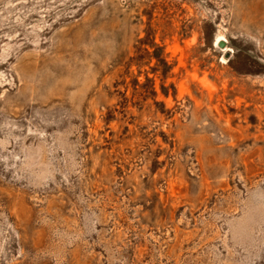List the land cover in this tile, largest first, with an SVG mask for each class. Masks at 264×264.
Instances as JSON below:
<instances>
[{"label":"rangeland","instance_id":"374dc122","mask_svg":"<svg viewBox=\"0 0 264 264\" xmlns=\"http://www.w3.org/2000/svg\"><path fill=\"white\" fill-rule=\"evenodd\" d=\"M0 264H264V0H0Z\"/></svg>","mask_w":264,"mask_h":264},{"label":"water","instance_id":"95a60500","mask_svg":"<svg viewBox=\"0 0 264 264\" xmlns=\"http://www.w3.org/2000/svg\"><path fill=\"white\" fill-rule=\"evenodd\" d=\"M220 47H224V42L222 41V42H219V44H218Z\"/></svg>","mask_w":264,"mask_h":264}]
</instances>
